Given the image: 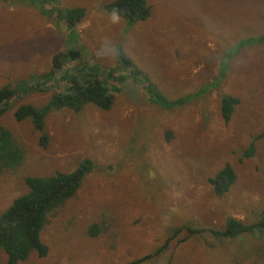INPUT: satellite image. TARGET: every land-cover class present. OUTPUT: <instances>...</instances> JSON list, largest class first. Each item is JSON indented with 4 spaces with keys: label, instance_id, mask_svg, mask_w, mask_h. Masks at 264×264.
I'll return each mask as SVG.
<instances>
[{
    "label": "rangeland",
    "instance_id": "374dc122",
    "mask_svg": "<svg viewBox=\"0 0 264 264\" xmlns=\"http://www.w3.org/2000/svg\"><path fill=\"white\" fill-rule=\"evenodd\" d=\"M110 1L0 0V88L45 72L52 54L72 50L99 78L122 53L165 100L198 95L159 108L118 64L115 80L107 81L117 90L111 107L49 112L43 147L29 121L15 122L12 110L39 107L50 92H16L0 127L21 159L0 171V213L26 192L23 178L92 163L41 229L46 255L30 252L17 264H125L143 257L139 264H264V230L235 239L172 235L182 225L220 231L227 218L249 225L264 210V43L231 51L264 33V0H145L149 16L135 22L105 13L101 6ZM64 7L85 11L68 35L56 24ZM220 96L237 99L227 122L219 116ZM249 144L252 153L244 157ZM225 164L235 181L215 196L205 179Z\"/></svg>",
    "mask_w": 264,
    "mask_h": 264
},
{
    "label": "trees",
    "instance_id": "16d2710c",
    "mask_svg": "<svg viewBox=\"0 0 264 264\" xmlns=\"http://www.w3.org/2000/svg\"><path fill=\"white\" fill-rule=\"evenodd\" d=\"M101 8L110 16H113V11H115L116 17L130 22L143 21L149 16V6L145 0H111L110 3L103 4ZM51 12L49 15L52 16ZM84 15L85 11L82 7H64V9L58 10L55 14L57 19L61 21L55 22L63 26L68 35V32L72 33L74 27L82 21ZM262 43H264V33L255 37L244 38L231 51L233 53L244 46ZM52 55L49 67L45 72L39 75H30L28 80H19L18 83H14L11 87L6 85L0 88V117L12 105V98L16 92L22 95L33 92H50L47 101L39 107L31 104H21L12 110L15 122L26 119L29 121L31 129L38 135L39 146L44 147L46 141L43 124L44 118L49 112L60 110L61 108L77 112L87 104L94 106L100 111H107L111 107L117 90L115 86L107 81L113 83V80H115L111 72L116 71L118 64L124 70L129 69L128 74L133 81H141V84L143 83L144 90L153 98L152 101L159 108L178 107L198 95L196 92V95L188 93L173 100H165L154 86L145 81L147 80L146 77L139 75L138 69L134 68L122 53L118 54L116 68L104 72L106 73L104 79L99 78L98 71L94 67L88 66V68L83 64L76 52H72V50L65 51L63 54L61 52ZM65 61L67 63L63 64ZM224 69V67L220 69L219 78L223 75ZM28 81L31 85L27 83ZM216 83L214 81L200 92L203 93L208 88L215 87ZM236 104V98L220 96L219 116L222 121L227 122L229 120ZM13 141L10 132L0 127V171L12 169L20 162L21 151ZM252 150L253 146L249 144L243 156H250ZM91 167L92 163L84 159L78 162L75 168L68 173L54 171L47 176L23 178L26 192L12 199L9 206L0 213V251L4 256L3 264L23 262L27 259L30 252H33L38 258H43L46 255L47 249L39 240L41 229L47 222L49 214L73 197ZM234 181L235 174L227 164L223 165L211 177L205 179V183L211 188L215 196H221L226 193L234 184ZM260 213L258 220L249 225L227 218L220 231L203 228L195 229L189 227V225H182L175 228L172 231V235L185 231V236L181 239L184 240L186 233L187 235H193V233L205 232L219 239H235L243 234L259 233L264 230V210ZM96 232L97 228L94 225L87 229L88 235L92 237ZM146 258L132 260L125 264H139Z\"/></svg>",
    "mask_w": 264,
    "mask_h": 264
},
{
    "label": "clouds",
    "instance_id": "9594fccd",
    "mask_svg": "<svg viewBox=\"0 0 264 264\" xmlns=\"http://www.w3.org/2000/svg\"><path fill=\"white\" fill-rule=\"evenodd\" d=\"M113 17L118 19V17H116L115 11H113Z\"/></svg>",
    "mask_w": 264,
    "mask_h": 264
}]
</instances>
